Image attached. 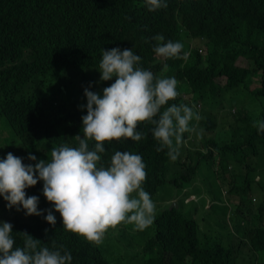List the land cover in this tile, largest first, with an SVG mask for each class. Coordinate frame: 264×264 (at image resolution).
<instances>
[{
    "label": "trees",
    "instance_id": "obj_1",
    "mask_svg": "<svg viewBox=\"0 0 264 264\" xmlns=\"http://www.w3.org/2000/svg\"><path fill=\"white\" fill-rule=\"evenodd\" d=\"M167 4L150 12L144 0H0V130L8 133L0 138V159L8 152L18 156L15 149L44 152L43 144L51 150L63 144L77 147L75 136L83 135L81 117L87 109L80 108L86 96L73 80L75 69L99 67L102 48H131L143 68L177 79L180 95L170 103L194 105L199 114L201 106L215 109V114H200L199 122H191L200 132L184 134L176 161L167 149L156 151L151 125L138 127L145 133L139 142L105 144V166L117 150L142 156L147 172L143 187L150 195L166 183L183 190V200L204 194L187 205L181 201L177 208L168 204L157 209L153 233L142 248L149 254H138V259L134 253L135 264H241L242 254L247 256L243 264H264V133L252 127L254 120H264V0ZM156 35L165 40H153ZM168 40L183 44L186 60L155 54V45ZM240 57L247 65L236 64ZM93 143L89 141L90 147ZM21 157L23 163L31 162ZM230 161L244 169L239 184L228 189L239 202L229 208L212 201L205 210L207 197L223 203L221 184ZM252 162L259 172L251 173ZM42 188L43 181H38L25 191L40 198ZM253 190L259 196L249 198ZM6 204L0 196V220L12 224L15 246L23 247L26 231L41 240V247L51 249L53 240L63 244L71 252V264H124L118 254L113 257L65 231L62 219L56 218L53 226L44 218L24 217L22 208L13 207L14 215ZM206 218L218 222L216 228L200 229L198 222Z\"/></svg>",
    "mask_w": 264,
    "mask_h": 264
},
{
    "label": "clouds",
    "instance_id": "obj_2",
    "mask_svg": "<svg viewBox=\"0 0 264 264\" xmlns=\"http://www.w3.org/2000/svg\"><path fill=\"white\" fill-rule=\"evenodd\" d=\"M148 11L168 7L167 0H144ZM162 42L163 35L152 37ZM183 44L168 40L157 43L154 52L164 59L183 58ZM99 63L100 81L114 82L102 94L84 89L87 114L81 117L83 135H76L77 147L63 144L51 150V159L25 164L23 158L8 152L0 159V196L6 207L25 215L41 216L55 226L52 208L39 209V197L28 196L26 189L43 181L42 192L55 211L60 213L65 231L100 245L110 229L134 225L137 230L149 228L157 215L156 203L143 185L147 179L142 156L129 151H115L105 166L101 154L105 144L113 141L139 142L145 133L141 124L151 125L158 142L157 152L167 149V156L176 161L185 133L195 132L193 120L202 117L195 106L170 103L180 95L175 77L156 76L141 66V57L131 48H102ZM183 53V55H182ZM163 109V111H162ZM252 127L264 133V120H254ZM89 141L94 142L90 147ZM28 159L36 161L31 153ZM226 193V192H223ZM178 207V204H177ZM10 222L0 220V264H71L72 255L63 244L41 247V240L23 233V247L15 246ZM47 232V229H45Z\"/></svg>",
    "mask_w": 264,
    "mask_h": 264
},
{
    "label": "rangeland",
    "instance_id": "obj_3",
    "mask_svg": "<svg viewBox=\"0 0 264 264\" xmlns=\"http://www.w3.org/2000/svg\"><path fill=\"white\" fill-rule=\"evenodd\" d=\"M202 49V52L204 51V45L202 42L198 41L197 42ZM247 61L240 57L237 59L236 64L237 65H242L245 66L247 65ZM99 67H81V68H76L74 73L76 72L77 75L73 78V80L78 81L79 85L81 86V91H83L86 87H89V84L91 83V91H95L98 93L102 94V90L104 88L103 84H105L107 81H100V72L98 70ZM89 73L91 74L90 77H88ZM69 79V78H68ZM221 83L225 81L224 78H219L218 79ZM256 86V83H254L251 88ZM87 104V98L84 100V104ZM203 105V104H202ZM81 108V107H80ZM200 114H205V113H211L215 114V109L212 107H198ZM219 114L216 116L218 118ZM2 119V118H1ZM2 121L5 123L4 119ZM7 132L1 131L0 130V138H6L7 137ZM16 144L15 148L20 147V143L18 141V138L14 137ZM1 142V139H0ZM44 152H41L40 148L38 149H33V148H28L26 150L20 151L18 149H15L14 152L17 153L19 157L21 155L23 157H27L29 153H33L37 157L36 161H31L29 164H35L39 160H50L51 159V147L48 144H43L42 145ZM256 159V158H255ZM254 159V160H255ZM264 164V157L262 160H260ZM228 174H225V181L221 184V191H222V196L223 198L228 196L230 193L228 192L229 185L232 183L239 184V181L241 179V176L244 172V169H242L241 163L237 161H230L228 162ZM252 166V171L251 173L254 174L258 171L257 166L254 165V163H251ZM264 167V166H263ZM226 192V193H223ZM183 190L180 188H176L173 184L166 183L159 185L156 191L151 195V198L153 201L156 203L157 209H162L165 207V205H170L173 202V199H177L178 202L183 201L182 198ZM249 198H253V196H259V192L257 190H253ZM203 194H199L196 196H191L190 199L193 198H199L202 197ZM209 204V202H207ZM208 207V206H207ZM39 209H49L52 208L53 214L56 216V218L62 219L60 216V213L55 211L54 207L50 202L47 201L46 197H40L39 198V204H38ZM11 212L14 213V211L11 209ZM24 217H32L34 219L37 218H44V216L47 215V212H44L43 215L41 216H36V215H25V210L23 209L22 211ZM15 215V213H14ZM227 216L229 217V213L227 212ZM199 227L200 229L208 230L210 231L213 228H216L215 224L218 223L216 221H210L209 218H206V221H199ZM153 233V224L147 228L144 231L137 230L134 225H121L116 229H110L108 233L105 236V239L102 244L97 245L104 249V253L112 254L113 257H115L117 254L122 258V262L126 264V261L123 259H128L129 264H135L136 259L133 258V254L135 253L136 258L139 259L138 254L140 255L141 258H143L144 255H148V251H142V248L146 245L147 239L152 235ZM237 242H235V245ZM107 255V254H106ZM125 255V256H124ZM124 256V257H123ZM112 257V258H113ZM241 258L242 255H241Z\"/></svg>",
    "mask_w": 264,
    "mask_h": 264
},
{
    "label": "crops",
    "instance_id": "obj_4",
    "mask_svg": "<svg viewBox=\"0 0 264 264\" xmlns=\"http://www.w3.org/2000/svg\"><path fill=\"white\" fill-rule=\"evenodd\" d=\"M198 132H200V130L196 128L195 132H193V133L194 134L195 133L197 134ZM192 195L193 196H196V194H191L188 198H186V199L183 200L186 205H187V201H189V199H190V197ZM193 200H196V198H193ZM212 201L215 202L217 205H228V207H229V206H231L229 203H233V206L236 205L239 202V197L237 195H231L230 194V195H228V196H226V197L223 198V203H218V202L214 201L213 199L212 200H209V197H207L206 200H205V202H204V209L205 210H208V209L210 210L212 208V205H213V202ZM173 202L178 203V200L177 199H173ZM207 202H209V204ZM234 238H235L234 244H235V242H237V244H238V237L234 236ZM242 257L243 258H240L239 259V261L241 262V264H243L246 261L247 256L244 255V254H242Z\"/></svg>",
    "mask_w": 264,
    "mask_h": 264
},
{
    "label": "water",
    "instance_id": "obj_5",
    "mask_svg": "<svg viewBox=\"0 0 264 264\" xmlns=\"http://www.w3.org/2000/svg\"><path fill=\"white\" fill-rule=\"evenodd\" d=\"M177 208V203L173 202L170 206H169V209H172V208Z\"/></svg>",
    "mask_w": 264,
    "mask_h": 264
}]
</instances>
